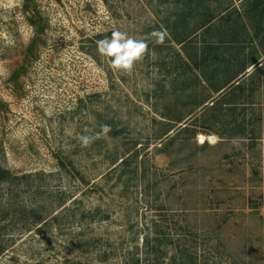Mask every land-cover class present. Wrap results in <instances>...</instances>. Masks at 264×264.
Instances as JSON below:
<instances>
[{
    "label": "rangeland",
    "instance_id": "1",
    "mask_svg": "<svg viewBox=\"0 0 264 264\" xmlns=\"http://www.w3.org/2000/svg\"><path fill=\"white\" fill-rule=\"evenodd\" d=\"M250 2L185 10L183 45L177 0H0V264H264V55L215 93L183 50L253 31ZM114 30L148 43L131 74Z\"/></svg>",
    "mask_w": 264,
    "mask_h": 264
},
{
    "label": "trees",
    "instance_id": "2",
    "mask_svg": "<svg viewBox=\"0 0 264 264\" xmlns=\"http://www.w3.org/2000/svg\"><path fill=\"white\" fill-rule=\"evenodd\" d=\"M201 1L202 0H177L175 13L177 19L173 24H170L169 22L165 24L174 41L183 43V45H189L190 42L187 41H189V38L194 31H192V33L191 31H186L188 28L184 26L185 21L183 19L186 17L185 10H188L189 8L198 9ZM226 8L227 6H224V9ZM247 10H250L252 14V17L250 18L252 19L253 31L250 30L248 26L249 24L242 19V21L239 22V29H243L245 35L242 33L243 31L241 33L238 32V25L236 24L237 26L234 25L233 29L230 31L228 30L233 38L231 41L228 40V42H225V40L221 38L215 40V37L213 36L214 40L204 42L202 47L192 48L190 50L187 48L188 46L183 47V50L189 59L188 67L197 69L203 80L208 83L209 87L215 93L225 91L228 86H231V90L244 89V85L241 84L242 82L240 79L246 74L248 68H255V70L248 73V77L251 78L258 70H261L260 67L264 64L262 62L261 66H256L257 62H261V56L264 55V40L262 39L259 42L260 44L254 42L258 37H262L261 32L264 29L262 23L264 0H251ZM200 16L201 17L197 22L195 29L203 27L205 31H210V28L213 25V15L208 13L201 14ZM219 43L226 45L224 46V50H227L229 52L228 54H223V56H221L222 51L220 50ZM248 44H251L252 46L249 51H246L245 47ZM219 73H223L224 76L219 78ZM239 97L240 96L236 94L233 97L226 99L225 103L234 104L239 102ZM9 173L8 169L0 167V181L6 179ZM3 249L4 246L0 244V254Z\"/></svg>",
    "mask_w": 264,
    "mask_h": 264
},
{
    "label": "clouds",
    "instance_id": "3",
    "mask_svg": "<svg viewBox=\"0 0 264 264\" xmlns=\"http://www.w3.org/2000/svg\"><path fill=\"white\" fill-rule=\"evenodd\" d=\"M156 44H163L167 33L160 30H155L151 34ZM98 53L110 60V65L113 69L121 71L125 74H131L135 64L142 61L145 54L148 52V43L145 39H137L129 36L125 32L114 30L110 37L96 41ZM87 131V130H86ZM104 134L110 131L108 125L102 127ZM100 133L96 136L81 135L79 140L82 146H89L94 139L98 138ZM217 138H212V143L216 142Z\"/></svg>",
    "mask_w": 264,
    "mask_h": 264
}]
</instances>
